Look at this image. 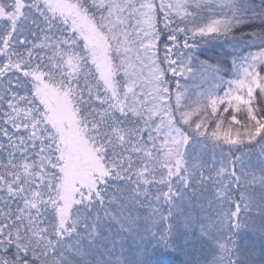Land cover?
Listing matches in <instances>:
<instances>
[{"label":"snow or ice","instance_id":"obj_1","mask_svg":"<svg viewBox=\"0 0 264 264\" xmlns=\"http://www.w3.org/2000/svg\"><path fill=\"white\" fill-rule=\"evenodd\" d=\"M173 8L181 14L179 0H161L165 28ZM155 22L153 0H0V264H55V241L74 231L72 211L102 204L109 180H127L139 195L177 177L188 183L184 156L194 134L225 145L264 137V108L254 104L257 91L264 99L256 66L264 53L233 82L235 94H225L227 127L219 117L209 131L206 118L192 119L204 115L199 108L186 111L178 94L173 108L165 95ZM183 31L172 27L170 39ZM215 31L214 23L195 34ZM165 59L183 75L177 60ZM224 100H210L213 114ZM217 178L244 179L234 166ZM239 213L235 204L234 227Z\"/></svg>","mask_w":264,"mask_h":264},{"label":"trees","instance_id":"obj_2","mask_svg":"<svg viewBox=\"0 0 264 264\" xmlns=\"http://www.w3.org/2000/svg\"><path fill=\"white\" fill-rule=\"evenodd\" d=\"M153 2L154 31L159 33L154 48H159L158 66L167 86L173 83L169 78L173 72L166 55L178 61L174 67L183 75L207 67L225 79L245 55L264 51V0H182L180 10L186 15L179 17L173 8L169 28L159 11L161 0ZM214 23L219 25L215 33L195 34ZM177 25L185 31L177 32L174 42L169 32ZM183 75L173 76L179 82ZM254 104L264 108L259 92ZM171 105L175 107L172 100ZM225 107L224 102L216 114L194 115L192 119L199 122L206 118L211 131L219 117H225L226 128L233 113L231 109L225 113ZM235 115L246 119L244 112ZM154 119L159 122V117ZM191 140L184 156L188 183L177 177L139 195L133 183L109 180L102 188V204L72 211L74 231L55 241V264H264V137L238 145L195 134ZM232 166L244 177L239 185L217 178L221 168ZM169 188L173 195L164 199L160 194ZM221 191L222 197L218 195ZM235 204H239L240 213L234 227L230 213ZM12 208L15 210V204Z\"/></svg>","mask_w":264,"mask_h":264},{"label":"rangeland","instance_id":"obj_3","mask_svg":"<svg viewBox=\"0 0 264 264\" xmlns=\"http://www.w3.org/2000/svg\"><path fill=\"white\" fill-rule=\"evenodd\" d=\"M177 0H169L168 3H176ZM182 0H179V3H181ZM167 3V4H168ZM181 5V4H180ZM172 10V9H171ZM177 10V9H176ZM178 11V10H177ZM176 11V12H177ZM179 12L181 13L178 15L179 17H184L182 15V11L179 9ZM212 24L207 25L205 28L209 27ZM219 25L217 24V31ZM216 32V31H215ZM214 32V33H215ZM213 33V32H211ZM208 33L207 35L211 34ZM147 43V41H146ZM154 45V41H153ZM155 46V45H154ZM176 46V45H175ZM159 48L155 49L153 47V59L157 65V68H159L158 63V53L157 51ZM261 53H264V51L260 52H254L248 55H245L243 59L237 61L233 69L230 72L229 77L225 79H220L217 75H215L214 72H212L209 68H199L197 72H188L186 75H183V78L181 81H177V78L173 76L172 74H169V78L173 81L172 85H168L170 89V93L172 96V104L175 106V95L178 94L181 97V103L182 106L185 108V110H194L199 108L202 113H204L203 116L212 113L211 111V101L212 99H217L224 97V102L227 104V98L225 97V94L228 92H233L235 94L234 89L235 85L233 82H236L243 78L245 71L249 68V66L253 63L254 58L259 57ZM256 66L259 69V74L264 77V60H259L256 63ZM160 69V68H159ZM161 70V69H160ZM148 73H145V77H147ZM163 79V77H162ZM165 82V79H163V83ZM164 87L168 88L166 84H163ZM221 91V93H220ZM258 92V91H257ZM246 95V90H245ZM220 103H218L219 105ZM206 108V112H205ZM218 109V106H217ZM198 116V115H197ZM200 116L199 117H203Z\"/></svg>","mask_w":264,"mask_h":264}]
</instances>
